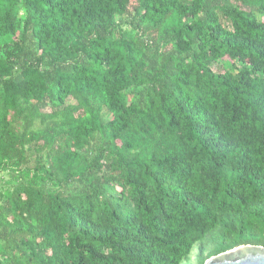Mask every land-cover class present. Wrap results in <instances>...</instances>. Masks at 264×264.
<instances>
[{
	"label": "trees",
	"instance_id": "trees-1",
	"mask_svg": "<svg viewBox=\"0 0 264 264\" xmlns=\"http://www.w3.org/2000/svg\"><path fill=\"white\" fill-rule=\"evenodd\" d=\"M264 248V0H0V264H197Z\"/></svg>",
	"mask_w": 264,
	"mask_h": 264
},
{
	"label": "water",
	"instance_id": "water-1",
	"mask_svg": "<svg viewBox=\"0 0 264 264\" xmlns=\"http://www.w3.org/2000/svg\"><path fill=\"white\" fill-rule=\"evenodd\" d=\"M204 264H264V248L241 245L210 257Z\"/></svg>",
	"mask_w": 264,
	"mask_h": 264
},
{
	"label": "rangeland",
	"instance_id": "rangeland-1",
	"mask_svg": "<svg viewBox=\"0 0 264 264\" xmlns=\"http://www.w3.org/2000/svg\"><path fill=\"white\" fill-rule=\"evenodd\" d=\"M195 254H196V251H194L191 255H190V258L188 260H185L182 264H197L196 260H195Z\"/></svg>",
	"mask_w": 264,
	"mask_h": 264
}]
</instances>
